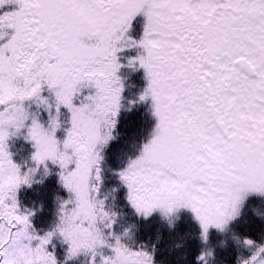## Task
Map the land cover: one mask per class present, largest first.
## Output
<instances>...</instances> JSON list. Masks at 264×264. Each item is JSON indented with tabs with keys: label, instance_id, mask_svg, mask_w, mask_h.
Masks as SVG:
<instances>
[{
	"label": "snow or ice",
	"instance_id": "obj_1",
	"mask_svg": "<svg viewBox=\"0 0 264 264\" xmlns=\"http://www.w3.org/2000/svg\"><path fill=\"white\" fill-rule=\"evenodd\" d=\"M9 5L0 14V264H157L160 237L139 242L137 226L121 224L120 188L140 219L172 226L190 212L204 245L195 264H212V231H229L251 198L264 204V0H0V10ZM140 13L136 41L128 32ZM131 48L143 49L129 67L144 69L139 100L151 98L157 123L136 155L121 149L120 187L106 190L123 108L118 53ZM20 137L35 149L31 166L13 159ZM53 174L67 196L56 197L52 226L37 229L19 193ZM181 239L177 248L191 234ZM236 242L252 253L237 264H264V243Z\"/></svg>",
	"mask_w": 264,
	"mask_h": 264
},
{
	"label": "trees",
	"instance_id": "obj_2",
	"mask_svg": "<svg viewBox=\"0 0 264 264\" xmlns=\"http://www.w3.org/2000/svg\"><path fill=\"white\" fill-rule=\"evenodd\" d=\"M15 10L13 5L0 10ZM133 27L129 36L136 38L140 29L143 28L142 20L136 18L132 22ZM145 31V29H144ZM143 31V32H144ZM135 34V35H134ZM139 49V48H138ZM137 48L125 50V54L120 57L123 65H128V60L134 58L139 52ZM144 71L135 69L121 73L119 76L124 83L122 93L123 108L120 111L117 124L119 138L111 145V153L108 159V168L105 171V189L119 188L120 182L114 170L124 166L126 156L121 154V149L128 155H136L138 149L143 143L148 142L153 131L152 101L150 98L141 102L139 100L147 87L148 81L143 75ZM87 92V90H85ZM62 134L58 133V136ZM134 145V146H133ZM10 151L13 159L18 164H27L31 166V156L35 149L31 142L25 141L22 137L10 141ZM117 156L120 158L117 159ZM51 167V165H49ZM40 178L39 175L37 177ZM125 189L120 188L117 192V203L119 210L124 213L121 224L127 227L128 224H135L138 228L137 240L139 242H156L157 236L160 237L157 243V264H195V257L200 253L204 245L199 239V226L195 222L190 212H182L180 218L169 226L166 221L154 216L148 220H143L135 216L133 210L127 206ZM55 194L66 197L67 193L58 183V177L51 175L45 178L42 184H34L31 188H22L19 193V200L22 208L30 209L36 212L33 217V224L37 229L47 230L55 221L56 206L53 202ZM191 234L186 247L177 248L178 243H182V237ZM264 234V204L259 200L251 199L242 211L237 221L230 225L229 231L219 233L212 231L209 247L214 249V260L212 264H237L239 257H249L252 253L241 245L237 244V238L241 241L245 238L264 243L261 239ZM57 252L60 259L64 258V247L57 242ZM69 264H87L86 258L81 257L76 261H70Z\"/></svg>",
	"mask_w": 264,
	"mask_h": 264
},
{
	"label": "rangeland",
	"instance_id": "obj_3",
	"mask_svg": "<svg viewBox=\"0 0 264 264\" xmlns=\"http://www.w3.org/2000/svg\"><path fill=\"white\" fill-rule=\"evenodd\" d=\"M13 6H14V8L16 7L15 5H13ZM136 17L139 18L140 20H143V22H144V24H143V28L139 30L138 35L136 36V38H134V37H132V35L129 36V33H132V32H131L132 27H133V24H132V25H131V29H130L129 32H128V36L131 37L132 39L136 40V41H140V40L143 38V34H144L143 31H144V29H145V25H146V23H147V19H146V17L144 16L143 13L138 14ZM134 35H135V34H134ZM131 49H132V48H131ZM137 49H138V48H137ZM125 50H128V49H125ZM125 50H124V51H125ZM139 50H140V54H139V52H135V53H136L135 57H134V58L131 57V58L128 60V65H127V64H126V65H123V64L120 62V60H119V62L123 65V67L121 68V70H120V72L118 73V75H120L121 73L125 72L126 70L131 71V70L135 69L136 71H144V69L140 68L138 64H136V65L133 66V67H129V63H130V61L136 59L139 55H141V54L143 53V49L139 48L138 51H139ZM124 51L118 53L119 59H120V57H122V56L125 54ZM142 73H143V75H146L145 71L142 72ZM145 78H146V76H145ZM150 101H151V98H150ZM151 106H152V105H151ZM152 117H153V128H152V130H154L157 121H156L155 117L153 116V114H152ZM251 199H255V198H251ZM251 199H250V200H251ZM250 200H249V201H250ZM184 212H187V211H184Z\"/></svg>",
	"mask_w": 264,
	"mask_h": 264
},
{
	"label": "clouds",
	"instance_id": "obj_4",
	"mask_svg": "<svg viewBox=\"0 0 264 264\" xmlns=\"http://www.w3.org/2000/svg\"><path fill=\"white\" fill-rule=\"evenodd\" d=\"M59 196V194H55L54 197H53V202H54V205L57 207V201H56V197Z\"/></svg>",
	"mask_w": 264,
	"mask_h": 264
}]
</instances>
